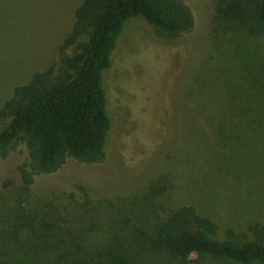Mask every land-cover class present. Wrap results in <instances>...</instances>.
<instances>
[{
  "label": "rangeland",
  "instance_id": "374dc122",
  "mask_svg": "<svg viewBox=\"0 0 264 264\" xmlns=\"http://www.w3.org/2000/svg\"><path fill=\"white\" fill-rule=\"evenodd\" d=\"M81 1L0 0V108L57 59ZM182 1L194 17L182 36H160L141 16L126 22L103 71L111 126L102 161L69 157L24 187L17 165L25 145L0 156V264H177L151 240L181 204L215 221L221 240L256 238L264 35L238 22L233 0Z\"/></svg>",
  "mask_w": 264,
  "mask_h": 264
},
{
  "label": "trees",
  "instance_id": "16d2710c",
  "mask_svg": "<svg viewBox=\"0 0 264 264\" xmlns=\"http://www.w3.org/2000/svg\"><path fill=\"white\" fill-rule=\"evenodd\" d=\"M234 15L251 36L264 35V0H233ZM136 16L156 32L175 38L194 24L182 0H82L46 69L13 88L0 108V156L14 143L25 145L27 157L17 165L21 184L35 175L59 169L69 157L100 162L111 126L103 71L111 66L126 22ZM256 237L244 242L216 237L217 224L193 205L181 204L156 224L154 248L177 264H207V256L239 263L264 261V224L249 226Z\"/></svg>",
  "mask_w": 264,
  "mask_h": 264
}]
</instances>
